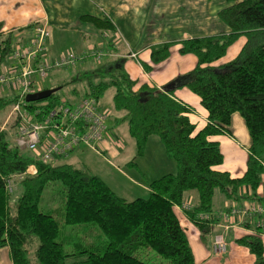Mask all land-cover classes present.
I'll list each match as a JSON object with an SVG mask.
<instances>
[{
	"label": "trees",
	"instance_id": "obj_1",
	"mask_svg": "<svg viewBox=\"0 0 264 264\" xmlns=\"http://www.w3.org/2000/svg\"><path fill=\"white\" fill-rule=\"evenodd\" d=\"M225 2L227 6L218 16L228 32L179 43L180 53L194 55L198 62L174 84L200 98L209 120L202 130L197 131L191 120L194 109L175 98L172 90L138 86L126 72L124 58L73 81H82L84 96L98 102L114 90V122L128 125L138 157L145 154L149 139L157 136L167 156L175 161V174L147 186L148 199L127 201L85 168L43 163L32 152L12 144L9 131H0V251L9 247L13 264H148L142 260L145 250L154 251L167 264H198L177 213L188 193H196L198 201L185 212L186 217L203 232L209 225L215 228L219 224V214L214 211L217 192L238 202L241 188L249 187L253 196L247 198L255 203L236 207L264 204V198L257 199L264 181V0ZM81 20L101 31L114 29L105 18L85 16ZM242 36L246 42L237 57L216 66ZM4 44L0 46L4 54L0 65L7 51H12L10 38ZM173 46L153 47L152 64L165 62ZM61 101L54 94L25 106L48 113ZM19 102L20 96L0 98V113ZM234 114H240L252 141L247 172L238 179L216 170L224 155L212 141L215 136L231 135ZM13 124L17 136V122ZM19 178L14 192L13 182ZM203 215L211 220H201ZM237 242L255 256V264H264V238L247 236ZM36 244L32 262L30 252Z\"/></svg>",
	"mask_w": 264,
	"mask_h": 264
},
{
	"label": "crops",
	"instance_id": "obj_2",
	"mask_svg": "<svg viewBox=\"0 0 264 264\" xmlns=\"http://www.w3.org/2000/svg\"><path fill=\"white\" fill-rule=\"evenodd\" d=\"M226 6L225 0H0V46L5 45L8 38L11 39L12 45L10 57L5 55L6 58L2 60L0 73L8 72L12 68L13 55L17 50H33V42L36 39L34 26L39 23L47 26L50 37L44 44L45 50L40 54L38 62L50 63L68 53L82 55L94 50L106 54L102 59L106 62L102 65L109 63L110 58H124L125 70L138 86L146 84L152 88L172 90L175 98L195 109L191 120L200 127L202 120L208 116L200 98L188 88L174 84L178 78L194 70L198 62L194 55H182L179 43L228 32L218 16ZM85 16L105 18L111 22L114 29L101 31L82 21L81 18ZM166 43H174L170 57L161 64L153 65L152 48ZM3 55L0 48V60L4 58ZM92 60L101 62L90 57L81 62ZM145 65L152 67L151 70ZM46 86L47 82L39 84L34 87V92L52 89ZM0 91L20 95L16 89L9 86L0 88ZM110 126L113 128L111 124ZM230 128L234 139L219 135L212 140L220 145L224 155L222 169L219 167L218 170L228 172L238 179L242 178L248 169L252 141L240 114L233 115ZM110 131L103 150L109 157L120 158L125 155V151L123 148H117L116 140L119 142V137L112 129ZM225 154L228 159H225ZM103 159L112 165L107 157ZM137 187L150 194L147 186L139 184ZM257 194V199L264 198V181ZM219 195L221 197L215 201L214 209L219 215L226 209L255 203L247 198L253 196L249 187L241 188L238 202H230L224 195ZM186 200L196 205L198 196L190 192ZM182 221L193 232L194 242L189 234L188 237L198 264H209L213 258L225 260L224 264H255V256L237 242L247 236H254L250 233L253 231L252 226H249L250 230L244 229L235 225V222L220 219L215 228H205L202 235L199 227L193 225L189 218L183 216ZM226 226L229 227L227 231ZM216 234L223 235L228 245L227 253L223 256L216 255L212 249L213 235ZM206 236L208 239H203ZM0 264H13L9 247L0 251Z\"/></svg>",
	"mask_w": 264,
	"mask_h": 264
},
{
	"label": "built area",
	"instance_id": "obj_3",
	"mask_svg": "<svg viewBox=\"0 0 264 264\" xmlns=\"http://www.w3.org/2000/svg\"><path fill=\"white\" fill-rule=\"evenodd\" d=\"M36 39L31 52L17 50L13 55L14 65L7 72L0 73V88L13 87L20 93V102L16 104L9 119L17 122L16 146L22 151L32 152L41 162L54 164L68 157L78 147L83 146L100 154V147L109 132L110 114L104 111L99 102L92 97L69 102L63 100L48 113L42 109H27L26 97L35 93L34 87L47 81L58 70L74 67L85 58H94L100 62L105 53L94 50L88 54L68 53L50 63L38 62L45 50V42L50 37L47 26L36 25ZM135 56V55H134ZM30 171L34 172L32 167ZM178 207L181 212L190 210L189 205ZM221 220L235 222L237 226H252V235L264 238V204H253L246 208L232 207L219 215ZM201 220H211L210 216H201ZM225 230H229L226 226ZM228 245L223 235L215 237L213 251L223 256Z\"/></svg>",
	"mask_w": 264,
	"mask_h": 264
},
{
	"label": "rangeland",
	"instance_id": "obj_4",
	"mask_svg": "<svg viewBox=\"0 0 264 264\" xmlns=\"http://www.w3.org/2000/svg\"><path fill=\"white\" fill-rule=\"evenodd\" d=\"M36 25H39V23L35 24V26ZM35 26H34V29H35ZM245 42H246V38L242 36L239 40H237L234 43L233 46H231L228 49L225 57L220 59L215 65L219 66L225 62H230L234 60L237 57V55L240 53ZM10 53H11L10 51H7L6 56L10 57ZM110 59L114 61L116 58L114 57ZM110 59H109V62L111 61ZM104 61L105 60L101 61L100 63H96L93 60L86 61V62L79 61L76 64L77 66L75 65L76 67L74 66L73 68H69L65 70H58L47 81H45L47 82L46 87H50L53 89V87L57 88L61 85H66L65 88L58 91L56 95L60 96L61 99L69 101V102H75V101L81 100L83 97H85L84 96L85 85L80 80L75 81V82L73 81L81 74L95 70V68H97L98 65H102L103 63L106 62ZM32 94H36V92ZM17 96H19V94H14V93H9V92L4 93L0 91V98H3V97H10V98L15 97L16 98ZM113 96H114V90L107 91L100 98L99 106L104 111H107L110 114L109 128L110 130L112 129L114 133L118 135L119 142L118 140H116V142L118 143V144L116 143L117 148H123V150L125 151V155L121 156L120 158H116V159L109 157L108 155L105 154V151L103 150V145L105 142L104 141L100 147V154H97L83 146H80L69 157L59 159L54 164L55 165L73 164L77 167L87 169L90 173L102 178L117 195L126 199L127 201H134L138 198L148 199L149 194L146 191L138 188L137 185L141 184V185L149 186L151 182L158 180L167 174H175L177 172V165L175 161H173L171 158L167 156L165 146L163 145L160 138H158L157 136H152L149 139L145 154L141 157L137 156L135 143L129 135L128 125L127 124L116 125L114 122L115 111H114V106H113ZM180 101L186 104L184 101L182 100ZM13 107L14 106H12V109ZM12 109L10 107L6 109L4 112L0 113V131H9L10 140L12 144H15L16 130H13L12 128V126L14 125L13 117L9 119V116L12 113ZM110 124L113 126V128L110 126ZM195 125H196L197 131H200L206 126H208L209 125L208 116L205 118V120H202L200 127L198 126V124H195ZM110 132L107 133L106 139L110 135ZM225 136H228L229 138H233L232 134L225 135ZM127 141H128V146H127ZM225 156H226L225 159L226 158L228 159V156L226 154ZM103 157L105 158L107 157L111 161L112 165L109 162L107 163L105 159H103ZM221 166L216 167V170H218V168ZM173 167H174V170H173ZM21 179L22 178H19L15 180V182H13L14 185L12 187H13L14 192L17 189L16 182L18 180L20 181ZM135 194H138V195H135ZM219 194L220 193L217 192L215 201L221 197ZM57 197H59V195H57ZM185 203H186L185 205H189L190 210H192L195 206V204L192 203V201L186 200ZM177 210H178L177 213L179 217H182V218L183 216L186 217V214H185V212H187L186 210H184V212H181L180 209H178V207H177ZM182 218L180 219L181 225L183 229L186 231L187 235L189 234L190 239L194 242L193 232L190 231V229L183 223ZM202 223L208 224L205 221H203ZM192 224L197 226L194 222H192ZM206 228H211V226L209 225ZM198 229L203 235L204 232L200 228ZM94 237L98 238V234L95 235ZM203 239H208V237L207 236L203 237ZM37 246L38 245L36 244L33 248H31L30 258L32 262H35V250ZM142 260L147 262L148 264H167L165 260L160 258V256H158L152 250H145L144 255L142 256ZM211 262L218 263V264H224L225 260L222 261L219 258L218 259L213 258L210 260L209 264H211Z\"/></svg>",
	"mask_w": 264,
	"mask_h": 264
},
{
	"label": "water",
	"instance_id": "obj_5",
	"mask_svg": "<svg viewBox=\"0 0 264 264\" xmlns=\"http://www.w3.org/2000/svg\"><path fill=\"white\" fill-rule=\"evenodd\" d=\"M59 90H61L60 88H56V89H50V90H45L36 94H29L26 97V102L28 103H35V102H40V101H44L48 98H50L52 95L56 94Z\"/></svg>",
	"mask_w": 264,
	"mask_h": 264
}]
</instances>
